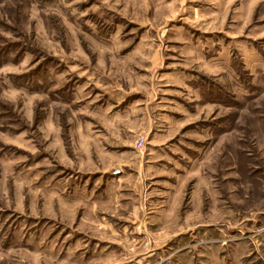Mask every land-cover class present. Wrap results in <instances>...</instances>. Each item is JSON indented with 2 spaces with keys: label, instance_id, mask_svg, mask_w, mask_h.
I'll use <instances>...</instances> for the list:
<instances>
[{
  "label": "rangeland",
  "instance_id": "1",
  "mask_svg": "<svg viewBox=\"0 0 264 264\" xmlns=\"http://www.w3.org/2000/svg\"><path fill=\"white\" fill-rule=\"evenodd\" d=\"M0 264H264V0H0Z\"/></svg>",
  "mask_w": 264,
  "mask_h": 264
},
{
  "label": "crops",
  "instance_id": "2",
  "mask_svg": "<svg viewBox=\"0 0 264 264\" xmlns=\"http://www.w3.org/2000/svg\"><path fill=\"white\" fill-rule=\"evenodd\" d=\"M146 154L147 156L146 155L144 156L143 162L142 160L139 161V163L141 164L140 166L141 171H144L145 173L153 171V169L151 168L152 164L149 161L150 151H147ZM119 171H120L119 166H112L111 172L113 174H116ZM102 189H101L102 192H100V190L98 191L99 194H103V195L117 194L116 189L113 191L111 190L112 192L110 191L111 188H107V190H104V187H102ZM118 194H120L119 201L122 203V205H120L119 207L115 206V208L117 209V212L119 211L121 213L122 218H120L119 220L123 223L124 226L127 225V228H129L127 229V232L123 231L125 238H133V237L137 238L138 234L141 233L140 228L142 227L143 228L149 227L151 225H156V224L157 225L160 224V226H164L167 225L168 222L170 221L171 223H173V221H176L174 215L171 214V216H169L170 211L174 210L173 207L168 206L167 208H164V204H162L163 194L157 195L153 192H148L147 189L145 188L143 189L142 187H137V186L123 188L118 191ZM148 196L150 197L148 198ZM157 197H162V198L158 199ZM159 211H163L165 212V214H163L162 217L157 220L154 217L158 215L157 212ZM99 224H104L109 227H112V224L110 222L103 220L102 218ZM142 253L143 252L136 253L137 257L135 258V261L143 258L148 259V257L150 256V252H146L143 256H141ZM99 254H100L99 252H96L95 256L96 257L107 256L109 258V256L111 255L108 253L101 255Z\"/></svg>",
  "mask_w": 264,
  "mask_h": 264
},
{
  "label": "built area",
  "instance_id": "3",
  "mask_svg": "<svg viewBox=\"0 0 264 264\" xmlns=\"http://www.w3.org/2000/svg\"><path fill=\"white\" fill-rule=\"evenodd\" d=\"M135 144H136L137 147L142 146V144H143V137L142 136H139L137 138V140L135 141Z\"/></svg>",
  "mask_w": 264,
  "mask_h": 264
}]
</instances>
